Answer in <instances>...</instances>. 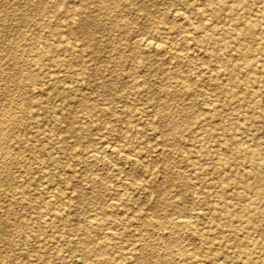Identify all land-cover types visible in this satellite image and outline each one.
<instances>
[{
	"label": "bare ground",
	"instance_id": "1",
	"mask_svg": "<svg viewBox=\"0 0 264 264\" xmlns=\"http://www.w3.org/2000/svg\"><path fill=\"white\" fill-rule=\"evenodd\" d=\"M113 32L130 35L132 82L120 47L102 39ZM146 61L176 68L154 83L167 98H151L156 110L133 102L149 94L136 82ZM263 92L264 0H0V264H264ZM150 133L183 150L192 170L181 184L150 173ZM139 191H157L153 216ZM113 223L136 224L150 243H118L129 232ZM182 233L192 256L175 246Z\"/></svg>",
	"mask_w": 264,
	"mask_h": 264
},
{
	"label": "rangeland",
	"instance_id": "2",
	"mask_svg": "<svg viewBox=\"0 0 264 264\" xmlns=\"http://www.w3.org/2000/svg\"><path fill=\"white\" fill-rule=\"evenodd\" d=\"M5 8L9 9L8 5H5ZM157 8H162V9H166L167 11L170 10L172 7L170 5H168V3L163 2L162 4L157 5ZM128 38H130V35H125L124 37H122L121 35H118L116 32H113V39H109L108 36L106 35V37H103L102 39L107 43H113L114 47H120L119 49L122 51L121 52V57H122V61H123V65H124V69L126 70V74H125V80L127 82H132L130 75L131 74V70L133 68H135V66L138 63V60L135 58L134 54L132 53V49L130 48V43L128 42ZM132 53V54H131ZM170 55V53H167L163 56V58H166ZM116 56V55H115ZM104 63H97L95 65L91 66V70L90 72H93L94 69H96L97 67H102ZM145 66H146V70L145 72H143V74H137L136 76V82H148V84L145 86V89L149 92V94L147 93L146 96L143 97L142 99L136 98L135 100H133L134 104L137 107H147V106H151L153 110H156L159 108L160 106V101L158 102V98H163L166 99L164 95V92L161 93V95H159V90L157 88V84L154 83H158V82H162L163 85H168L167 81L164 80L166 77H172V72H174V70L176 68L174 64H171L169 66L165 65L164 69L162 70H157V66L153 63L150 62H144ZM164 70H167V72H164ZM171 70V71H169ZM109 77L111 76L110 72L106 73ZM113 77H115V72L113 73ZM150 83V84H149ZM92 84H95V82H92ZM92 95V99H94L95 101H97L100 105L101 103H103L100 99V96L98 94V92H94L92 91L91 93ZM152 99H157L155 102H153L154 100H152L150 102V100ZM202 100L201 97H194L193 100ZM260 101L262 102L261 104L263 105V110H264V92L262 93L261 97L259 98ZM147 101H149L147 103ZM153 102V103H152ZM188 100H183L182 104L183 105H187L188 104ZM103 106V105H102ZM120 108V107H119ZM74 110L76 112H79V115H82L81 113V107L77 106L74 107ZM119 110V109H118ZM199 110L202 111V108L199 107ZM69 115L65 114L64 117L65 119H67ZM150 118V117H149ZM258 124H256V128H257V135L259 137V141H261L262 143H264V115L258 119ZM102 120L100 119L98 121V123H96V126L92 127V138L96 139V137H98L99 134H103L104 129H103V123L101 122ZM64 126V125H63ZM95 129V131H94ZM96 129H98V131H96ZM64 130V129H63ZM147 139H149V143L152 146H155L156 148L154 149L155 151H149L147 152L145 155H147L146 157L148 159H150V164L148 166V169H150V173L153 172L152 170H155L156 172V176H158L159 178L162 177H172L174 179H176V182H178L179 184H181V182L183 181L180 178V175H182V173H190V171L192 170L190 166H186L185 163H183L182 161V157L184 156L182 151L183 150H176L173 149L169 144L168 145H164L163 143H161V138L159 137H155L152 135V133H150V135H148L146 137ZM139 142H136L135 145H138ZM163 150V153H158L159 151ZM167 156L171 157L170 160H168L170 162V166H166V162H167ZM196 154H192L191 158H195ZM116 159H113V162L115 163ZM35 167V165H32ZM2 169V168H0ZM19 169V167L16 168V165L12 166V170L13 171H17ZM117 174L116 178H121L122 180H124L125 182H129L132 179V175L131 174H127L126 172H115ZM140 176V175H139ZM155 176V175H154ZM141 179L147 178V175H142L141 174ZM24 178V177H23ZM22 177H20L18 180L21 181L23 180ZM166 178V177H165ZM77 179H79V181L85 180L86 178L81 176L79 177V175H77ZM86 182L84 181L83 184H85ZM198 188V187H197ZM0 189H3V187H0ZM157 191H152L150 194L145 193L144 191H139L136 193V197L141 201V206L144 207V211H146V213H148L149 215L153 216V206H151V202H155L158 198L157 195ZM165 195L167 196V198L174 202L176 201L177 198V192H175L174 190L170 189V190H166ZM113 198H117L116 196H114ZM5 204H8V202H5ZM186 204L190 207H193L194 209H201L202 207L198 204H196V198H192L190 197L188 200H186ZM19 205V206H18ZM17 206L14 207V210L16 213L18 212H22L24 209H22L20 207V204H18ZM118 210L117 212H120L119 214H115L116 217H125L126 213H124L121 209H116ZM156 222V221H155ZM198 223V222H197ZM205 225V222H204ZM208 225V224H206ZM109 227V226H108ZM110 227H113L114 231L123 233V232H129V234H127V236H125L123 239H119L117 240L118 243L124 244L127 242H130V248L132 247H138L144 244H148L150 243L151 238L146 234V232H142L140 230L137 229L136 224H134L131 227L125 228L123 225L119 224V223H113V226L110 225ZM151 230H154L155 234L156 233H161L164 232L165 230H163V228L161 229L159 226H151L150 227ZM181 241L178 242L175 246L177 248H182L183 250H186L188 253L187 256H192V250L195 248L196 243L191 241L190 238H188L186 236L185 233L181 234ZM253 239L256 240H260V237L258 235L253 236ZM154 242H152L153 244ZM179 244V245H178ZM162 249L159 247L157 248V251H159ZM189 250V251H188ZM148 253L151 252L150 249L147 251ZM121 253L117 252L113 254V257L116 259H119V255ZM132 256L128 259L129 262H127V264H144L142 262H140L139 260L132 258ZM180 258V257H178ZM55 263L54 264H59V258L58 256L54 257ZM125 259H122L121 262H123ZM165 260V259H164ZM184 260V261H183ZM167 262V261H166ZM164 262V263H166ZM153 264H156L155 262H153ZM168 264V263H166ZM175 264H191V261L188 260L187 258H181L180 260H178V262H176Z\"/></svg>",
	"mask_w": 264,
	"mask_h": 264
}]
</instances>
